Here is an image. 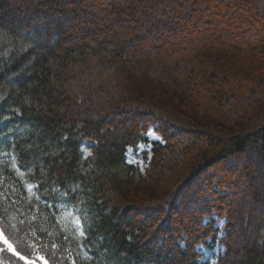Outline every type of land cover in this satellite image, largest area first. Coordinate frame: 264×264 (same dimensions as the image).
I'll use <instances>...</instances> for the list:
<instances>
[{"label": "trees", "instance_id": "trees-1", "mask_svg": "<svg viewBox=\"0 0 264 264\" xmlns=\"http://www.w3.org/2000/svg\"><path fill=\"white\" fill-rule=\"evenodd\" d=\"M0 232V264H264V0H0Z\"/></svg>", "mask_w": 264, "mask_h": 264}, {"label": "rangeland", "instance_id": "rangeland-1", "mask_svg": "<svg viewBox=\"0 0 264 264\" xmlns=\"http://www.w3.org/2000/svg\"><path fill=\"white\" fill-rule=\"evenodd\" d=\"M95 37H96V39H95L94 43H91V45H94L95 43L97 44L98 43L97 40H99L101 36L99 35V36H95ZM89 42H91V41H89ZM136 52H138L139 54H144V55L150 54L151 56L159 54L158 51H153L152 52V50H150V48H141V49L136 50ZM82 104H83V107H84V102L81 103V106H82ZM200 116H203V115H200ZM204 117H206V116H204ZM200 118H202V117H200ZM208 118H211V117L208 116ZM213 119L217 123L220 122V119H218L217 117H215ZM147 138H148V140L150 142H160V138L154 133L153 130L149 131V133L147 135ZM150 149H151V147L149 145H147V146L146 145H140L136 152L132 151V150H129L128 153H127V162L130 165L136 167L140 173H143V171L146 168V163L144 162V160L142 158V155L144 153H148L150 151ZM220 252H221V250H220L219 247L215 248L212 253L204 252L205 253V260H209L210 263L213 264L215 259H216V257L220 254ZM44 264H46V263H44Z\"/></svg>", "mask_w": 264, "mask_h": 264}, {"label": "snow or ice", "instance_id": "snow-or-ice-1", "mask_svg": "<svg viewBox=\"0 0 264 264\" xmlns=\"http://www.w3.org/2000/svg\"><path fill=\"white\" fill-rule=\"evenodd\" d=\"M77 225H79V220L76 221ZM81 236L84 235V232L81 230L80 233H79ZM0 242H3L7 248H0V252H4L5 250L7 251H11L13 253V255H16L18 256L20 259H24V256L20 255V253L16 252L14 249H13V246L11 243H9V241L4 237L3 233L0 232Z\"/></svg>", "mask_w": 264, "mask_h": 264}]
</instances>
